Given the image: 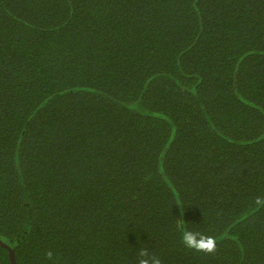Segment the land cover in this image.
<instances>
[{
    "label": "trees",
    "instance_id": "1",
    "mask_svg": "<svg viewBox=\"0 0 264 264\" xmlns=\"http://www.w3.org/2000/svg\"><path fill=\"white\" fill-rule=\"evenodd\" d=\"M257 198L264 0H0V264H264Z\"/></svg>",
    "mask_w": 264,
    "mask_h": 264
},
{
    "label": "clouds",
    "instance_id": "2",
    "mask_svg": "<svg viewBox=\"0 0 264 264\" xmlns=\"http://www.w3.org/2000/svg\"><path fill=\"white\" fill-rule=\"evenodd\" d=\"M255 204L257 207L264 206V198H257ZM181 244L186 249L204 253L205 255H211L217 251L216 237L183 227L181 229ZM53 255L51 250L47 251L45 253V259L52 261ZM136 264H163V262L158 255L151 253L145 247L139 250Z\"/></svg>",
    "mask_w": 264,
    "mask_h": 264
},
{
    "label": "water",
    "instance_id": "3",
    "mask_svg": "<svg viewBox=\"0 0 264 264\" xmlns=\"http://www.w3.org/2000/svg\"><path fill=\"white\" fill-rule=\"evenodd\" d=\"M9 253H10L9 258H10L11 264H16L15 261H14L13 255H12V251H10Z\"/></svg>",
    "mask_w": 264,
    "mask_h": 264
}]
</instances>
